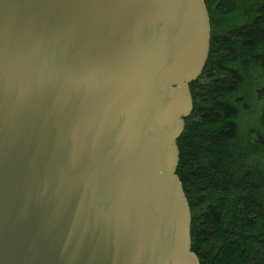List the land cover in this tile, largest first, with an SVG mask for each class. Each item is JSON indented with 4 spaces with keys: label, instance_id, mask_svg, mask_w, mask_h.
I'll use <instances>...</instances> for the list:
<instances>
[{
    "label": "water",
    "instance_id": "1",
    "mask_svg": "<svg viewBox=\"0 0 264 264\" xmlns=\"http://www.w3.org/2000/svg\"><path fill=\"white\" fill-rule=\"evenodd\" d=\"M205 0H0V264H201L177 174Z\"/></svg>",
    "mask_w": 264,
    "mask_h": 264
},
{
    "label": "trees",
    "instance_id": "2",
    "mask_svg": "<svg viewBox=\"0 0 264 264\" xmlns=\"http://www.w3.org/2000/svg\"><path fill=\"white\" fill-rule=\"evenodd\" d=\"M208 59L191 84L177 174L201 264H264V0H205Z\"/></svg>",
    "mask_w": 264,
    "mask_h": 264
}]
</instances>
